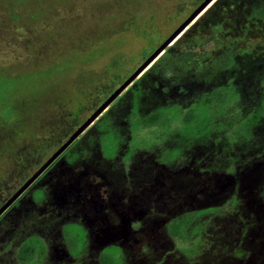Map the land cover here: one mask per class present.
<instances>
[{
  "label": "rangeland",
  "instance_id": "obj_1",
  "mask_svg": "<svg viewBox=\"0 0 264 264\" xmlns=\"http://www.w3.org/2000/svg\"><path fill=\"white\" fill-rule=\"evenodd\" d=\"M240 1L224 0L222 5L240 12L264 2ZM195 3L0 0V191L12 196L14 187L21 188L19 168L25 155L37 159L40 149L77 124L75 133L140 68L144 53L160 47L189 19L200 7ZM248 26L243 28L251 29ZM212 42L191 47L198 55L177 70L179 83L170 76L158 80L152 64L136 80L141 79L139 84L130 85L117 101L123 98L113 102L80 134L78 143L25 190L0 217V264H19L17 251L31 237L44 244L36 242L39 255L26 264H99V255L109 249L119 252L122 264H264V119L253 129V142L233 147L240 159L236 162L219 145L199 148L201 132H179L174 124L169 133L158 127L136 132L129 115L135 90L141 94L143 114L165 103L179 105L178 112H185L197 104L193 85L211 95L213 86L204 79L217 76L214 81L221 84L233 75L229 69L221 75V69L204 55ZM236 60L240 64L236 74L243 79L264 66V48L255 54L240 53ZM161 82L169 88V96ZM182 85L189 88V95L177 91ZM209 98L202 104L210 103L214 110ZM103 115L111 118L122 138L111 157L100 148L97 123ZM227 117H215L209 125ZM219 149L222 154L215 156ZM190 151L189 160L181 164ZM231 166L235 168L229 172ZM39 191L43 198L37 201ZM209 209L214 212L200 216L202 231L193 241L179 242L170 236L171 222ZM66 224L86 232L82 244L84 232L63 230L71 231L72 241L78 240L74 252L82 247L76 256L63 241L61 230ZM242 248L247 251L239 256ZM184 250L193 255L188 257Z\"/></svg>",
  "mask_w": 264,
  "mask_h": 264
},
{
  "label": "trees",
  "instance_id": "obj_2",
  "mask_svg": "<svg viewBox=\"0 0 264 264\" xmlns=\"http://www.w3.org/2000/svg\"><path fill=\"white\" fill-rule=\"evenodd\" d=\"M203 1L204 0H196L195 7L200 6ZM223 1L224 0H219L214 7H212L202 17H200V19L197 20L196 23L191 26L172 46L168 47L163 55L153 65L152 72L154 75H159L160 79L158 80L163 81L166 79L164 77L170 76L171 81L179 83L180 80L178 78L177 70L183 63H190L192 57H196L198 55V52L192 50L191 47L195 43L205 44L213 41V44L208 48L210 52L206 51L207 55L205 52L204 55L209 59V61L211 60V62L214 63L217 70L221 69L222 72L219 71L221 72V75H223L222 73L228 69L233 70V75L221 84H216L217 82L214 81L215 78H217L216 75L218 73H216L215 78L204 79L203 82L207 86H213L211 89L213 93L211 95L209 94L208 90L202 89L201 91V88L193 85L194 89L191 92L194 93L192 94L198 92V94H196L198 95L196 97L197 104L192 105L183 113L178 112L180 110L179 105L175 104L171 106L165 103L150 113L143 114L141 112L139 99L141 94L135 90L133 91V98L131 102L132 107L129 109V115L130 118H132L131 120L134 121L136 132L142 131L146 128L149 129L158 127L163 131L165 130L164 133H169L171 132V129H173V127L171 128V124L176 125L175 127L179 130V132L186 131L195 133L194 135H196L197 132H201L199 135H197V138L201 139V145L199 148L202 150L207 148L216 149L215 146L219 145L223 147L221 150L225 148L230 153V155L234 156V158H232L234 160L236 159L237 162L240 159H237V152L233 147H235V145L241 146L244 143L250 144L253 142V129L257 124L260 123L262 119H264V66H258L256 70L251 73V75H247L243 79H241L242 77L240 73L236 74L235 71L236 67L240 65H238L239 62L237 63L236 60L240 53L245 55L255 54L257 53V50L264 48V31L262 32L261 30H256L258 26H262L264 28V2L262 4L248 6L243 11L238 12L235 11L233 6H230L229 4L222 5ZM246 21L250 26L246 25ZM243 26L244 28L247 26H252L253 28L251 27V29L245 30ZM157 49L152 48L148 52L144 53L145 61ZM180 49H182L184 52L177 54V51ZM138 81H141V79ZM138 81H136V84L140 83ZM160 87H163L162 89L168 94V96L170 95V90L167 88L165 83L161 82ZM247 88L253 90L251 95L250 93L246 94L247 91L245 90H247ZM177 91L181 94L184 93L185 95H189V88L186 86H179ZM114 92L115 90L111 93ZM204 96L210 97L209 99H212V101L215 103H212L215 106L214 110H211L210 103L202 104V102L205 101ZM173 97L174 96L172 93L171 99H173ZM122 98L123 97H120L119 99ZM115 101H117V99ZM222 114L228 116L225 122L218 121L215 123V125H209V122L213 118L222 116ZM4 118H6V116H4ZM112 123L113 122L108 115H103L97 123V127H99V130H101L102 134L99 139L101 145L100 148L106 157L113 156L117 152L119 145L122 143V138L119 136ZM77 126V124L72 125L69 129H67L65 135H63V137H61L59 140L47 143L46 146L40 149V152H37L39 153V157L37 159L34 156L32 159L30 157L29 160V158H27V152L25 153L26 155L24 157V161H22L23 163L19 168L21 172V177H19L18 180L20 185L27 182L33 176L32 174H35L37 170L40 169L43 164H45L44 160L47 159L48 155H52L54 152H56L57 149L60 148L64 143L63 141L74 133L75 129L78 128ZM78 140H75L64 152L71 150L72 147L78 143ZM112 142L113 145L116 144V147H113V145L110 146ZM110 148L113 149L111 150ZM190 153L192 154L191 151L188 152L187 156L184 157V163L181 164H186L185 162L189 160L187 157L189 158L191 155ZM220 153L221 152L219 149L214 155L220 156ZM243 153L245 154V152ZM261 153L264 154V146L261 147ZM219 163H221V161ZM219 166L217 167L219 168ZM233 167L235 168V166H231V170H229V172L234 170ZM18 187L19 186L13 188L14 192H12V196L17 192L19 189ZM1 188H3L2 184ZM5 193L6 192L0 191V209L12 197L11 195L5 196ZM36 198L37 201L42 200L43 193L39 191L36 194ZM208 212L213 213L214 210L209 209L180 216L170 223L168 229L170 236L179 242L189 243L193 241L195 239V235L201 233L202 231V226L198 221L200 216H203ZM76 228L79 231L84 232L80 237V239H82L81 243L83 242L82 244H84L86 232L82 230L80 226L66 224L61 230L64 244L67 248L69 247L68 250L71 251H69V253L74 254L73 256L78 255L82 247L79 248L80 250L77 249L74 252V248H72V246L75 243H78V240L72 241L71 234L69 233L71 231L63 230H72ZM67 237H71V239L69 238L70 240H68ZM37 241L41 240L31 237L22 242L16 254L19 264H26L32 261L34 256L39 255V244L36 243ZM41 243L44 244L42 241ZM244 248H242L239 252V256L247 251ZM183 252L185 255L188 254V257L193 255L188 251L186 253L185 250ZM98 261L99 264H122V259L119 252L113 251L111 249L104 250L99 255Z\"/></svg>",
  "mask_w": 264,
  "mask_h": 264
},
{
  "label": "water",
  "instance_id": "obj_3",
  "mask_svg": "<svg viewBox=\"0 0 264 264\" xmlns=\"http://www.w3.org/2000/svg\"><path fill=\"white\" fill-rule=\"evenodd\" d=\"M214 0H206L200 7L185 21L173 35L168 38L141 66L136 70L124 84H122L103 105L69 138V140L44 164L0 209V217L13 203L25 192V190L82 134L130 85L154 64L172 46L189 27L198 20L200 14L211 5Z\"/></svg>",
  "mask_w": 264,
  "mask_h": 264
},
{
  "label": "flooded vegetation",
  "instance_id": "obj_4",
  "mask_svg": "<svg viewBox=\"0 0 264 264\" xmlns=\"http://www.w3.org/2000/svg\"><path fill=\"white\" fill-rule=\"evenodd\" d=\"M61 147H62V146H61ZM61 147H60V148H61ZM60 148H59V149H60ZM59 149H58V150H59ZM58 150H57V151H58ZM57 151H56V152H57ZM56 152H55V153H56ZM55 153H54V154H55ZM25 183H26V182H25ZM25 183H24V184H25ZM24 184H23V185H24ZM19 189H20V188H19ZM19 189H18V190H19ZM18 190H17V191H18ZM7 210H8V209H7ZM5 212H7V211H5ZM5 212H4V213H5ZM4 213H3V214H4ZM3 214H2V215H3ZM0 220H1V218H0Z\"/></svg>",
  "mask_w": 264,
  "mask_h": 264
}]
</instances>
